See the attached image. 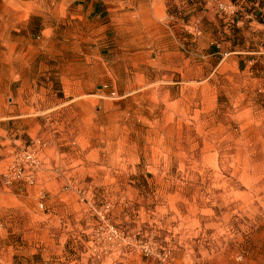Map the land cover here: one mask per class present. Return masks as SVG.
<instances>
[{
	"label": "rangeland",
	"instance_id": "374dc122",
	"mask_svg": "<svg viewBox=\"0 0 264 264\" xmlns=\"http://www.w3.org/2000/svg\"><path fill=\"white\" fill-rule=\"evenodd\" d=\"M7 3L0 58L11 31L13 93L26 74L43 91L7 165L36 145L34 184L2 226L12 263L264 264V81L223 57L167 61L152 33L84 41L65 0L33 16L22 5L6 16ZM27 39L42 47L33 74ZM68 103L70 115L58 108Z\"/></svg>",
	"mask_w": 264,
	"mask_h": 264
},
{
	"label": "crops",
	"instance_id": "0c3cea01",
	"mask_svg": "<svg viewBox=\"0 0 264 264\" xmlns=\"http://www.w3.org/2000/svg\"><path fill=\"white\" fill-rule=\"evenodd\" d=\"M4 1L8 2L4 5V15L10 17L22 14L13 12L12 7L16 5L32 10L29 16L36 15L34 8L39 2L50 3L55 12L60 7V0ZM65 1L76 7L72 17L82 21L84 41L96 43L100 39L102 42L103 36L111 31L152 33L155 48L160 49V44L162 56L167 61L178 57L191 65L206 60V65L212 67L219 64L217 62L223 57L221 62L235 66L248 75V79L264 81V0ZM48 30L46 27L43 32ZM9 34L7 39L10 40H4L2 44L7 52L2 60L0 58L8 66L7 74L0 75V178L12 162L14 152L24 144L22 134L33 133L36 127L33 112L41 109L43 100V91L38 90L37 77L32 73V65L41 54L39 40H26L22 49L23 52L25 49V53L22 52L23 63L25 71L33 76H23L27 87L14 94L11 31ZM58 108L69 115L73 109L70 103ZM24 127H27V131H22L21 136H17L19 131L13 135L14 128L20 130ZM25 187L17 183L12 188H5L0 183V236L3 235L5 240L6 231L2 226L6 212L13 207L15 200L28 193ZM10 257V248L5 245L0 249V264H13Z\"/></svg>",
	"mask_w": 264,
	"mask_h": 264
},
{
	"label": "built area",
	"instance_id": "2783aa9c",
	"mask_svg": "<svg viewBox=\"0 0 264 264\" xmlns=\"http://www.w3.org/2000/svg\"><path fill=\"white\" fill-rule=\"evenodd\" d=\"M36 145L22 149L16 154L15 161L1 177V185L12 188L17 183L34 184L35 173L40 161L35 149Z\"/></svg>",
	"mask_w": 264,
	"mask_h": 264
}]
</instances>
